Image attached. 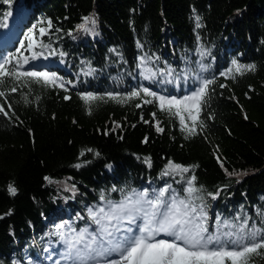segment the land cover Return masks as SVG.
Returning <instances> with one entry per match:
<instances>
[{"label":"trees","instance_id":"1","mask_svg":"<svg viewBox=\"0 0 264 264\" xmlns=\"http://www.w3.org/2000/svg\"><path fill=\"white\" fill-rule=\"evenodd\" d=\"M84 17L96 21L89 32L77 27ZM29 31L50 47L23 70L54 73L57 86H0V264H32L59 242V225L94 226L86 207L132 190L152 198L170 185L165 199L187 198L192 175L210 232L217 218L264 229V0H0V62L31 57ZM233 61L255 70L221 75ZM204 79L214 83L194 135L141 91L180 99ZM169 162L189 171L164 175Z\"/></svg>","mask_w":264,"mask_h":264},{"label":"snow or ice","instance_id":"2","mask_svg":"<svg viewBox=\"0 0 264 264\" xmlns=\"http://www.w3.org/2000/svg\"><path fill=\"white\" fill-rule=\"evenodd\" d=\"M83 19L84 23L77 27L85 32L91 31L87 25L89 23L94 25L95 19L91 17ZM46 24L48 28L52 27L50 19L46 21ZM199 26L197 24V27ZM39 34L44 36L46 29L41 27ZM25 39L28 41V49L33 50L31 57L23 56V53L4 57L0 62V86L8 80L16 82L10 89L12 92H16L17 86L22 82L57 86L54 73L36 71L34 68L23 70L24 65L30 60H37L43 55L42 52L34 50L37 46L50 47L43 41H40L38 45L34 31H29ZM20 48H24L23 42ZM59 54L64 55L63 52ZM204 54L202 51L201 56ZM14 60L16 65L10 68ZM141 60L143 61V57ZM233 66L227 73H221V75H227L233 71L243 74L244 70H255V65L241 66L236 61H233ZM201 68L203 69L202 65ZM153 76L155 73L146 76L145 79L152 80ZM213 83V80L204 79L202 86L191 95L180 99L175 96L159 95L147 87L142 88L141 91L158 101L161 111L179 117L183 130H186L189 135H194L201 105L206 102L209 87ZM59 86L63 87V84ZM140 94V91H133L128 98L137 97ZM0 96H5V92L0 91ZM109 97L117 99L111 94ZM64 99H70V97L65 96ZM81 99L90 104L97 97L88 93L82 95ZM144 103H153V100L146 99ZM0 112L5 116L8 115L3 105H0ZM186 117L192 122V126L186 124ZM200 126L203 127L202 124ZM157 131H163L159 127V122H157ZM147 162L151 166L150 161ZM166 167L168 170L163 173L164 175L189 171L188 168L172 162H169ZM225 171L227 172V169ZM195 180V175H192L187 181V187L183 190L188 194L187 198L180 197L174 190V194L165 199L169 185L161 189L159 193H154L152 198H149V192L146 189L142 192L132 190L119 202L109 199L105 206H97L95 210L89 208V218L96 228L90 230L89 226H85L79 232L72 229L75 235L71 240L65 241L67 248L64 258L70 264H250L254 256L264 258V251H261L264 250V229H258L254 224L249 229L247 219L237 227L226 220L221 224L217 218L210 232L204 204L194 203L195 200L202 201V197L196 195L201 188L195 186ZM8 191L13 196L17 193V189L12 185H9ZM112 191L116 189L113 188ZM209 195L215 198L214 194L209 193ZM100 199L105 201V196L101 194ZM63 227L64 225L58 226V228ZM160 236L172 237V239H158L157 237ZM61 239H64L62 233ZM109 257L114 258L109 259Z\"/></svg>","mask_w":264,"mask_h":264},{"label":"rangeland","instance_id":"3","mask_svg":"<svg viewBox=\"0 0 264 264\" xmlns=\"http://www.w3.org/2000/svg\"><path fill=\"white\" fill-rule=\"evenodd\" d=\"M173 194H174V192H173ZM105 205H106V203L101 204V206H105ZM89 208H93V210L96 209L95 206L86 207L87 214H88ZM204 210L207 212L208 220H209L210 213L208 212V209L206 207H204ZM88 226H89L90 230H95V228H96V225L92 226L91 224H89ZM72 229H75V228H72L69 225L66 227H63L61 229V232H60L59 242H53L51 247L49 248L48 252H46L42 258L34 260L32 262V264H57V261H59V264H70V262L67 261L64 257H65L66 248H67V244L65 241L71 240L75 235V233L72 232ZM80 230L81 229H76V232H79ZM61 233L63 234L64 239H61ZM157 238L158 239H160V238L172 239V237H164V236H160ZM54 249H58V251H59L60 257L57 259H55V256L52 252ZM111 258H114V257H109V259H111Z\"/></svg>","mask_w":264,"mask_h":264},{"label":"bare ground","instance_id":"4","mask_svg":"<svg viewBox=\"0 0 264 264\" xmlns=\"http://www.w3.org/2000/svg\"><path fill=\"white\" fill-rule=\"evenodd\" d=\"M52 252H53V254H54V256H55V259H57V258L60 257L58 249H54ZM51 262H52V261H51Z\"/></svg>","mask_w":264,"mask_h":264}]
</instances>
